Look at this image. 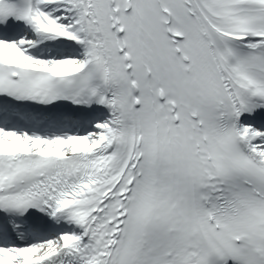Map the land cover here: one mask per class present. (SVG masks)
Returning a JSON list of instances; mask_svg holds the SVG:
<instances>
[{"label": "snow or ice", "instance_id": "snow-or-ice-1", "mask_svg": "<svg viewBox=\"0 0 264 264\" xmlns=\"http://www.w3.org/2000/svg\"><path fill=\"white\" fill-rule=\"evenodd\" d=\"M0 264H264V0H0Z\"/></svg>", "mask_w": 264, "mask_h": 264}]
</instances>
